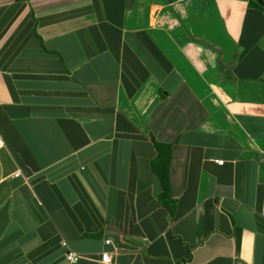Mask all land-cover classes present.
Listing matches in <instances>:
<instances>
[{
  "label": "crops",
  "instance_id": "0c3cea01",
  "mask_svg": "<svg viewBox=\"0 0 264 264\" xmlns=\"http://www.w3.org/2000/svg\"><path fill=\"white\" fill-rule=\"evenodd\" d=\"M252 2L0 0V264H264Z\"/></svg>",
  "mask_w": 264,
  "mask_h": 264
},
{
  "label": "trees",
  "instance_id": "16d2710c",
  "mask_svg": "<svg viewBox=\"0 0 264 264\" xmlns=\"http://www.w3.org/2000/svg\"><path fill=\"white\" fill-rule=\"evenodd\" d=\"M250 8L259 11L264 10L263 7L255 2L250 4ZM149 138L152 141L157 153L155 159L152 160L150 164V168L162 187V192L159 194L158 200L160 205L165 208L172 215V217H174L177 208V200L172 198L170 180L174 146L172 144L158 143L152 135Z\"/></svg>",
  "mask_w": 264,
  "mask_h": 264
},
{
  "label": "built area",
  "instance_id": "2783aa9c",
  "mask_svg": "<svg viewBox=\"0 0 264 264\" xmlns=\"http://www.w3.org/2000/svg\"><path fill=\"white\" fill-rule=\"evenodd\" d=\"M3 146L2 142L0 141V148ZM218 165L222 166L224 165V161H218L217 163ZM107 243H110V241H107ZM64 245L66 246L67 244L64 243ZM68 261L72 262V263H76L80 260V257L75 254L74 252H69L68 256H67ZM102 262L105 264H110L111 263V258L109 256V254H105L103 255L102 258Z\"/></svg>",
  "mask_w": 264,
  "mask_h": 264
},
{
  "label": "water",
  "instance_id": "95a60500",
  "mask_svg": "<svg viewBox=\"0 0 264 264\" xmlns=\"http://www.w3.org/2000/svg\"><path fill=\"white\" fill-rule=\"evenodd\" d=\"M261 7L264 8V0H255Z\"/></svg>",
  "mask_w": 264,
  "mask_h": 264
},
{
  "label": "clouds",
  "instance_id": "9594fccd",
  "mask_svg": "<svg viewBox=\"0 0 264 264\" xmlns=\"http://www.w3.org/2000/svg\"><path fill=\"white\" fill-rule=\"evenodd\" d=\"M3 147V146H2Z\"/></svg>",
  "mask_w": 264,
  "mask_h": 264
}]
</instances>
